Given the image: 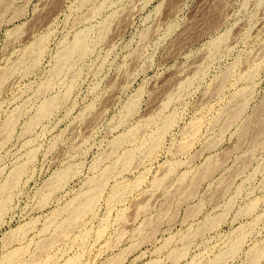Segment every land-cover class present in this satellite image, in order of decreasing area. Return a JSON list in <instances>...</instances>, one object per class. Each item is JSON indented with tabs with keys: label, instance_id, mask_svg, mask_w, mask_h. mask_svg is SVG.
<instances>
[{
	"label": "rangeland",
	"instance_id": "374dc122",
	"mask_svg": "<svg viewBox=\"0 0 264 264\" xmlns=\"http://www.w3.org/2000/svg\"><path fill=\"white\" fill-rule=\"evenodd\" d=\"M6 3L0 264H264V0Z\"/></svg>",
	"mask_w": 264,
	"mask_h": 264
},
{
	"label": "bare ground",
	"instance_id": "6f19581e",
	"mask_svg": "<svg viewBox=\"0 0 264 264\" xmlns=\"http://www.w3.org/2000/svg\"><path fill=\"white\" fill-rule=\"evenodd\" d=\"M6 1H7V0H0V4H1V6H2V5L5 6V5L7 4ZM84 1L86 2V0H84ZM4 3H6V4L4 5ZM219 3H220V2H219ZM4 8H5V7H4ZM96 9H97V8H96ZM0 10H3V9H0ZM92 11H93V10H92ZM84 14H85V13H84ZM79 17H80V16H79ZM84 17H85V16H84ZM87 31H88V30H87ZM101 31H102V30H101ZM102 32H103V31H102ZM78 33H79V32H78ZM86 33H87V32H85V31H84V32H81L78 36H76V39H75L74 43H73V42L70 43V44L73 43L72 45L69 46V44H68L69 47L66 45L68 48H67L66 50H64V53H63L62 55H60L61 58H60V57H59V58H60L61 60L57 61V63L59 62V66H60V62H67V63L70 62V63L72 64V63H73L72 60H74L75 55H76L75 58H76V59H79V55H77V54H81L84 50H86V47H87V46L85 47V45H87V44H86V41H87L86 38L88 37V36H87L88 34L86 35ZM100 33H101V32H100ZM225 34H226V33H225ZM224 36H225V35H223V37H224ZM221 37H222V36H221ZM42 38H43V37H42ZM219 38H220V36H219ZM219 38H218V39H219ZM225 38H226V37H225ZM40 39H41V38H40ZM218 39H217V40H218ZM220 39L223 40V38H220ZM42 40H44V39H42ZM37 41H38V40H37ZM44 41H45V40H44ZM218 41L220 42V40H218ZM215 42H217V41H215ZM219 42H218V43H219ZM35 43H36V42H35ZM32 45H33V44H32ZM36 45L38 46V45H40V44L38 43V44H36ZM41 45H43V44L41 43ZM41 45H40V48H42ZM216 45H217V44H216ZM37 46H36V48H37ZM29 47H30V46H29ZM215 47H216V46H215ZM217 47H218V45H217ZM31 48H32V47H31ZM36 48H34V49H36ZM40 48H39V50H40ZM28 50H29V49H28ZM32 50H33V48H32ZM29 52H30V51H29ZM31 52H32V51H31ZM31 52H30V53H31ZM61 52H62V51H61ZM85 52H86V51H84V53H85ZM27 53H28V52H27ZM38 53H39V52H38ZM36 54H37V53H36ZM77 56H78V58H77ZM80 56H81V55H80ZM27 57H28V56H27ZM25 58H26V57H25ZM35 59H36V57H35ZM26 60H27V59H26ZM21 61H23V60H21ZM33 61H34V60H33ZM71 61H72V62H71ZM26 62H27V61H26ZM26 62H25V63H26ZM28 64H29V63H28ZM68 64H69V63H68ZM74 64H75V62H74ZM74 64H72V66H73ZM69 65H70V64H69ZM33 66H34V64H33ZM59 66L56 65L55 68H57V67H59ZM61 66L64 67V65H61ZM67 66H68V65H67ZM14 67H15V66H14ZM26 67H27V66H26ZM26 67H25V68H26ZM28 67L32 68L31 66H28ZM28 67H27V68H28ZM65 67H66V66H65ZM70 67H71V66H70ZM16 68H17V67H16ZM71 68H72V67H71ZM60 69H61V67H60ZM63 69H64V68H63ZM65 69L68 70V67L65 68ZM13 70H14V69H13ZM29 70H30V69H29ZM57 70H58V73H60V72H59V68H58ZM57 70H56L55 72H57ZM7 71H8V70H7ZM27 71H28V70H27ZM60 71H61V70H60ZM12 72H13V71H12ZM61 72H62V71H61ZM6 73H7V72H6ZM6 73H5V74H6ZM224 75H225V74H224ZM3 76H4V75H3ZM227 77H228V76H227ZM0 78H1V77H0ZM222 79H224V78H222ZM1 81H3V80H1ZM1 81H0V83H1ZM49 82H51V81H49ZM49 82H47V83H48L47 85H49ZM177 82H178V81H177ZM219 82H220V81H219ZM174 83H175V82H174ZM1 84H2V83H1ZM180 84H181V83H180ZM45 85H46V83H45ZM47 85H46V88H47ZM182 85H183V84H182ZM219 85H220V83H219ZM219 85H218V86H219ZM0 86H2V85H0ZM245 90H246V89H245ZM241 91H242V90H241ZM243 92H244V91H243ZM245 92H247V91H245ZM245 92H244V93H245ZM239 93H242V92H239ZM239 95L243 96L242 94H239ZM165 96H166V95H165ZM237 96H238V95H237ZM241 96H239V97H241ZM169 97H170V96H169ZM243 97H244V96H243ZM245 97H246V95H245ZM166 98H167V97H166ZM239 99H241V98H239ZM242 99H243V98H242ZM51 100H52V99H51ZM133 100H134V99H133ZM167 100H168V98H167ZM244 100H245V98H244ZM244 100H243V101H244ZM46 101H47V102H46L43 106L40 107L39 113L37 112L38 115H39V116H37V114H36L37 117L42 116V118H44V117L46 116L45 114H47V112L49 111V109H51V108H50L51 105H54V104H52L51 101H48V100H46ZM52 101H53V100H52ZM163 101H164V100H163ZM245 101H246V100H245ZM53 103H54V102H53ZM156 103H157V102H156ZM159 103H160V102H159ZM161 103H162V102H161ZM129 104H130V103H129ZM133 104H134V103H133ZM133 104H130L129 108H132V105H133ZM135 104H136V102H135ZM242 104H245V103H242ZM263 105H264V104H263ZM263 105H262V106H263ZM53 107H54V106H53ZM134 107H135V106H134ZM160 107H161V106H160ZM245 107H246V106H245ZM231 108H232V107H231ZM240 108H241V109H240ZM242 108L244 109V107H241V106H240V107H239V110H237V111H235V112L233 111L234 113H233L232 115H233V116H236V115L241 114L240 112L242 111ZM127 109H128V108H127ZM127 109H126V110H127ZM133 109H134V108H133ZM133 109H132V111H133ZM234 109H235V108H234ZM128 110H129V109H128ZM128 110H127V111H128ZM259 110L262 112V111L264 110V108H263V110H262V109H259ZM51 111H52V110H51ZM127 111H126V112H127ZM129 111H130V110H129ZM132 111H131V112H132ZM254 111H255V110H254ZM260 111H259V113H260ZM230 112H231V111H230ZM242 112H243V111H242ZM49 113H50V112H48V114H49ZM259 113H257V114H258V115H262V116L264 115V114H259ZM43 115H45V116L43 117ZM36 116H35V117H36ZM255 116H256V115H255ZM35 117H34V119L31 120V122H33L34 120L37 121V118L35 119ZM237 117H238V116H237ZM237 117H236V118H237ZM11 118H12V117H11ZM11 118H10V120H11ZM13 118H14V116H13ZM40 118H41V117H40ZM40 118H38V119H40ZM226 118H227V117H226ZM226 118H225V119H226ZM228 118H229V117H228ZM228 118H227V120H228ZM232 118H233V117H232ZM256 118H257V117H256ZM262 118L264 119V117H262ZM229 119H230V118H229ZM256 120H258V119H256ZM35 121H34V122H35ZM229 122H230V121H229ZM252 122H253V121H252ZM256 122H257V121H256ZM258 122H259V124H260L261 121L258 120ZM8 123H10V122H8ZM8 123H7V125L10 127V124H8ZM11 123H12L11 126H13L14 123L12 122V120H11ZM35 123H36V122H35ZM223 123H224V122H223ZM225 123H226V122H225ZM227 123H228V121H227ZM227 123H226V124H227ZM245 123H246V122H245ZM245 123H244V124H245ZM247 123H248V122H247ZM250 123H251V122H250ZM250 123H248V126H249ZM31 124H32V123H31ZM166 124H167V123H166ZM251 124H252V123H251ZM257 124H258V123H257ZM164 125H165V123H164ZM245 125H246V124H245ZM8 126H7V129L9 128ZM221 126H222V125H221ZM251 126H252V125H251ZM10 128H11V127H10ZM161 128H162V127H161ZM165 128H166V126H165ZM165 128H164V129H165ZM220 128H221V127H220ZM222 128H223V127H222ZM249 128H250V126H249ZM244 129H245V128H244ZM262 129H263V132H264V120L261 122V129L258 128V131H256L255 134H254V135H255V140L258 139L259 134L262 133V131H261ZM9 130H10V129H9ZM247 130H248V129H247V127H246V130H244V133H245V131H246V133H247V132H248ZM244 133H243V134H244ZM251 133H253V132H251ZM241 134H242V133H241ZM241 134H240V136H241ZM247 134H248V133H247ZM251 135H252V134H251ZM251 135H250V136H251ZM253 137H254V136H253ZM240 138H242V137H240ZM243 138H244V136H243ZM120 139H122V137H121ZM251 139H253V138H251ZM260 139H262V138H260ZM154 140H155V139H154ZM245 140H246V139H245ZM262 140H263V139H262ZM114 141H116V143H115V147H116L117 145H120V144H118V143L122 142V140H119V138H118V141H117V140H114ZM157 141H158V137H157ZM152 142H153V141H152ZM112 143H113V142H112ZM242 143H243V142H242ZM252 143H253V142H252ZM259 143H260V142H259ZM116 144H117V145H116ZM121 144H122V143H121ZM257 144H258V143H257ZM184 145H185V144H184ZM118 147H119V146H118ZM118 147H117V148H118ZM182 148H183V147H182ZM115 150H116V149H115ZM133 153H134V152H133V150H132V152L129 151L128 153H126L125 156H123V155H124V154H123V155H122V156H123V159H124L123 161H122V157L120 158L121 161H122V163H123V164L125 163V165H124L125 167H126V165H127L126 163H128L127 166H129V164H130L129 162H131L132 156H133V158H134ZM118 161H119V160H118ZM209 161H210V160H209ZM215 162H216V161H215ZM219 162H220V161H219ZM120 163H121V162H120ZM217 163H218V162H217ZM212 164H213V163H212ZM213 165H214V164H213ZM210 166H212V165H210ZM122 167H123V166H122ZM19 168H20V169H18V167H17V170H16V171L13 173V175L11 176V180H12V181H9V182H12V183H15L14 181L17 182V177L20 176L19 174L21 173V169H22V167L19 166ZM15 169H16V168H15ZM15 169H14V170H15ZM210 169H211V168H210ZM14 170H13V171H14ZM202 170H203V169H202ZM110 171H111V170H110ZM200 171H201V170H200ZM201 173H202V172H201ZM203 173H204V172H203ZM207 173H208V172H207ZM105 174H106V173H105ZM18 175H19V176H18ZM205 175H206V174H205ZM170 176H172V175H170ZM102 177H105V176L102 175ZM164 177H165V176H164ZM164 177H163V178H164ZM202 177H203V176H202ZM99 178H100V177H99ZM180 178H181V177H180ZM180 178H179V179H180ZM100 179H101V178H100ZM195 179H196V177H195ZM104 180H105V178H104ZM163 180H164V179H163ZM100 181H101V180H100ZM100 181H96V182H98V183L95 182V184H97V187H96V185H94V186H95L94 190H93V188H92V191H91V190H90V192L88 191L89 193H87V191H86L87 195H86L85 197L82 196V198H80L79 201H77L78 199L76 200L78 204H77V206H74V207H75V211H74V212H73V210L70 211V212H73V213L71 214V216H70V212H68V213H69V216H70V217L68 216L69 219L74 220V217H76L79 213H82L84 210H87V208L90 209L89 206L92 205L91 202L93 201L94 196H95V195L97 196V194H96L97 192L99 193V191H98L97 189H98L99 186L102 185V183H103V181H102V183L100 184ZM159 182L161 183V181H159ZM6 183H7V182H6ZM158 184H159V183H158ZM5 185H6V184H5ZM10 185L13 186L14 184H9L8 186H10ZM8 186H7V187H8ZM12 186H10V187H12ZM5 187H6V186H5ZM100 187H101V186H100ZM100 189H101V188H100ZM187 190H188V189H187ZM96 191H97V192H96ZM191 191H192V190H191ZM191 191L189 190V192H191ZM83 193H84V192H83ZM86 193H84V195H85ZM173 194H174V192H173ZM171 196H172V194H171ZM171 196H170V198H171ZM190 196H191V195H190ZM95 198H96V197H95ZM95 198H94V199H95ZM76 201H75V202H76ZM73 203H74V202H72V204H73ZM93 203H94V202H93ZM90 204H91V205H90ZM0 205H2V204H0ZM70 205H71V204H70ZM142 205H143V204H142ZM138 206H139V205H138ZM0 207L2 208V206H0ZM74 207H72V208H74ZM66 208H67V207H66ZM72 208H71V209H72ZM139 208H140V207H139ZM163 208H164V207H163ZM1 210H2V209H1ZM162 210H163V209H162ZM164 211H165V210H164ZM67 215H68V214H67ZM79 217H80V216H79ZM65 219H66V218H65ZM67 220H68V219H66V221H67ZM73 222H74V221H73ZM70 224H71V223H70ZM147 224H148V223H147ZM61 226H62V225H61ZM60 228L63 229L64 227H63V228L60 227ZM60 228H59V229H60ZM65 228H66V226H65ZM65 228H64V229H65ZM64 229H63V230H64ZM61 231H62V230H61ZM48 243H50V242H48ZM41 244H43V243H41ZM48 245H49V244H48ZM44 248H45V247H44ZM29 262H30V261H29Z\"/></svg>",
	"mask_w": 264,
	"mask_h": 264
}]
</instances>
